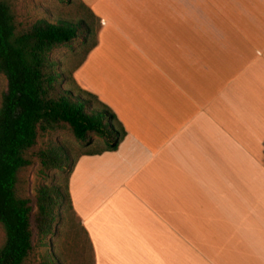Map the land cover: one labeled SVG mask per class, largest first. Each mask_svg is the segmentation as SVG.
I'll return each mask as SVG.
<instances>
[{
	"label": "crops",
	"instance_id": "0c3cea01",
	"mask_svg": "<svg viewBox=\"0 0 264 264\" xmlns=\"http://www.w3.org/2000/svg\"><path fill=\"white\" fill-rule=\"evenodd\" d=\"M102 1L80 0L107 26ZM133 3L141 36L170 50H127L122 80L106 58L108 80L76 82L126 132L68 181L95 264H264V0Z\"/></svg>",
	"mask_w": 264,
	"mask_h": 264
},
{
	"label": "trees",
	"instance_id": "16d2710c",
	"mask_svg": "<svg viewBox=\"0 0 264 264\" xmlns=\"http://www.w3.org/2000/svg\"><path fill=\"white\" fill-rule=\"evenodd\" d=\"M81 5L97 20L89 8ZM91 35L93 31L85 20L52 22L43 18L19 29L10 4L0 0V75L8 81L0 107V224L6 234L0 264H23L36 246L47 249L60 216L57 211L63 203L73 210L68 182L66 190L55 184L40 186L35 200L18 194V176L33 165V157L46 170L67 168V155L57 145L32 152L39 132L68 127L87 144L94 134L105 143L97 153L116 151L126 135L115 113L97 96L81 90L73 72L66 75L56 70L53 52L86 42ZM96 46L97 36L86 55ZM104 117L117 129L106 124ZM44 264H55L47 252Z\"/></svg>",
	"mask_w": 264,
	"mask_h": 264
},
{
	"label": "rangeland",
	"instance_id": "374dc122",
	"mask_svg": "<svg viewBox=\"0 0 264 264\" xmlns=\"http://www.w3.org/2000/svg\"><path fill=\"white\" fill-rule=\"evenodd\" d=\"M10 4L15 15L19 29L30 27L39 19L46 18L52 22L59 19L85 20L91 27L93 35L88 36L87 41L75 42L68 47H62L53 52L56 70L59 73L70 75L78 83V80L86 76L91 82L101 83L108 79L104 70H110L104 59H114V68L111 72L113 79L118 81L123 78L116 72L117 59L126 57L127 50H170V40H156L146 29V34L141 36V28L147 26L148 21L133 19L138 15V8L134 6L133 0H114V6H108L109 0H103L102 4L108 11V15L101 14L108 19L107 26L101 25L96 19L91 18L82 7L80 0H4ZM99 8H96L95 11ZM144 22V23H141ZM144 25V26H143ZM179 25L174 23V34H179ZM97 36V46L87 55L88 48ZM167 42L158 45L156 42ZM175 39L172 42L175 44ZM159 47V48H158ZM120 50V51H119ZM119 51V52H118ZM125 52V54H124ZM89 57V58H88ZM87 61V66L79 69ZM118 66V65H117ZM79 69V70H78ZM78 72L75 74V72ZM90 74H89V73ZM131 71H127L126 74ZM118 75V76H117ZM104 76V77H103ZM109 78L110 75L108 74ZM8 81L4 75H0V107L3 94L7 91ZM68 88V87H67ZM106 124L114 122L104 117ZM61 147L67 155L64 171L46 170L40 162L33 157L34 163L31 167L20 172L18 176V194L35 200L36 191L42 185L55 184L66 190L70 170L78 157L87 153H96L105 148L104 141L92 134L89 143L78 140L68 127H60L55 131L42 134L39 132L37 145L32 152L46 150L51 146ZM36 210V208H35ZM55 233L48 238L47 249L36 246L34 252L23 264H44V255L47 252L55 264H95L92 247L82 228L81 222L74 211L63 203L57 211ZM6 234L0 224V249L4 246Z\"/></svg>",
	"mask_w": 264,
	"mask_h": 264
}]
</instances>
